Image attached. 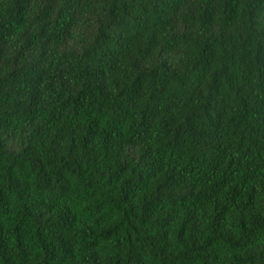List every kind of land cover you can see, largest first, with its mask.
<instances>
[{"label":"trees","instance_id":"1","mask_svg":"<svg viewBox=\"0 0 264 264\" xmlns=\"http://www.w3.org/2000/svg\"><path fill=\"white\" fill-rule=\"evenodd\" d=\"M0 264H264V0H0Z\"/></svg>","mask_w":264,"mask_h":264}]
</instances>
